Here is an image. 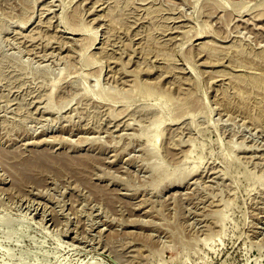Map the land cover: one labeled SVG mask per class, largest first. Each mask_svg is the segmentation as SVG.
I'll return each instance as SVG.
<instances>
[{"label":"rangeland","instance_id":"374dc122","mask_svg":"<svg viewBox=\"0 0 264 264\" xmlns=\"http://www.w3.org/2000/svg\"><path fill=\"white\" fill-rule=\"evenodd\" d=\"M0 264H264V0H0Z\"/></svg>","mask_w":264,"mask_h":264},{"label":"bare ground","instance_id":"6f19581e","mask_svg":"<svg viewBox=\"0 0 264 264\" xmlns=\"http://www.w3.org/2000/svg\"><path fill=\"white\" fill-rule=\"evenodd\" d=\"M135 83H136V82H135ZM129 85L132 86V87H131V88L129 87V89H127V90H126V89H125V90H121V89H120V90H117V91H119V92H123V93H124V92H128V91H130V90H133L134 87H135L134 83H133V84L130 83ZM136 85H137V83H136ZM147 86H148V85H147ZM149 86H152V85H149ZM157 86H158V85H157ZM157 86H156V87H157ZM153 87L155 88V85L152 86V88H150V87H148V88H150L151 90H153ZM148 88H147V89H148ZM150 89H149V90H150ZM130 92H131V91H130ZM146 92H147V91H146ZM48 100H49V99H48ZM46 106H47V107H50L48 101H47V105H46ZM160 109H161V107H160ZM240 146H241V145H237L236 147L239 148ZM235 156H236V155H235ZM236 158H237V157H236Z\"/></svg>","mask_w":264,"mask_h":264}]
</instances>
